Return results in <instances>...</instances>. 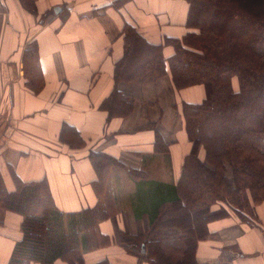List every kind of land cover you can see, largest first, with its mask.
Segmentation results:
<instances>
[{
  "label": "crops",
  "instance_id": "1",
  "mask_svg": "<svg viewBox=\"0 0 264 264\" xmlns=\"http://www.w3.org/2000/svg\"><path fill=\"white\" fill-rule=\"evenodd\" d=\"M34 4L29 12L18 0H0V185L14 192L17 181L44 179L64 213L108 201V217L80 234L83 263L150 264L121 243L122 235H134L155 217L175 211L170 202L180 196L192 147L182 106L201 103L205 89L197 84L176 90L168 75L151 72L118 83L133 100L125 117H109L103 103L123 56L124 29L151 45L164 43L161 53L168 60L176 41L197 32L185 25L188 0ZM34 44L38 63L25 73L24 52ZM90 152L111 157L112 164L98 174ZM196 157L205 162L203 148ZM253 214V223L233 211L208 220L206 237L196 240L195 263L264 264V200L253 206ZM22 220L0 205V264H8L22 238Z\"/></svg>",
  "mask_w": 264,
  "mask_h": 264
},
{
  "label": "trees",
  "instance_id": "2",
  "mask_svg": "<svg viewBox=\"0 0 264 264\" xmlns=\"http://www.w3.org/2000/svg\"><path fill=\"white\" fill-rule=\"evenodd\" d=\"M18 1L34 12L35 0ZM185 25L197 32L176 41L168 60L161 53L164 43L151 45L125 28L113 91L103 103L109 117H125L133 100L119 91L118 83L138 81L151 72L168 75L176 90L197 84L205 89L201 103L182 106L192 147L184 160L180 196L170 202L175 211L155 217L150 227L134 235H122L121 243L150 264H196L193 251L196 240L206 237L208 220L233 211L253 223L245 193L252 207L264 200V0H188ZM35 45L24 52L25 73L38 63ZM200 148L205 162L196 157ZM89 158L98 174L113 161L95 152ZM227 172L231 182L224 178ZM0 205L23 217L22 238L8 264H84L80 234L111 210L103 200L72 214L61 212L44 179L17 181L14 192L0 185Z\"/></svg>",
  "mask_w": 264,
  "mask_h": 264
},
{
  "label": "rangeland",
  "instance_id": "3",
  "mask_svg": "<svg viewBox=\"0 0 264 264\" xmlns=\"http://www.w3.org/2000/svg\"><path fill=\"white\" fill-rule=\"evenodd\" d=\"M223 46H224V43H223ZM224 48V47H223ZM226 177V180L227 181H229V182H231V175L228 173L226 176H224V178ZM233 187V186H232ZM246 194V196L245 197H247V199H248V202H249V204H248V206H247V209H246V212L249 214V215H252V210H253V207L251 206V202L253 201L252 200V198L250 197V196H248L249 195V193L248 192H246L245 193ZM222 197V196H221ZM216 205H219V204H216ZM215 207V206H214ZM214 207H213V209H214Z\"/></svg>",
  "mask_w": 264,
  "mask_h": 264
}]
</instances>
